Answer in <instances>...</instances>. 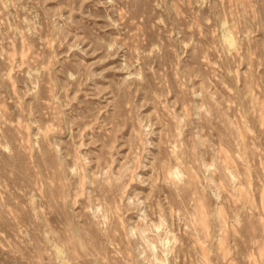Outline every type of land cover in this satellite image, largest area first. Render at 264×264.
Returning <instances> with one entry per match:
<instances>
[{
	"label": "rangeland",
	"instance_id": "obj_1",
	"mask_svg": "<svg viewBox=\"0 0 264 264\" xmlns=\"http://www.w3.org/2000/svg\"><path fill=\"white\" fill-rule=\"evenodd\" d=\"M0 264H264V0H0Z\"/></svg>",
	"mask_w": 264,
	"mask_h": 264
}]
</instances>
